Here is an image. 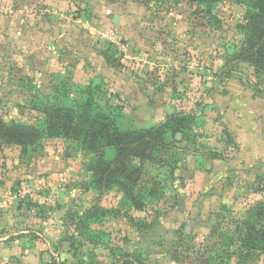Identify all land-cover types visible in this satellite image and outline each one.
Segmentation results:
<instances>
[{
    "label": "rangeland",
    "instance_id": "1",
    "mask_svg": "<svg viewBox=\"0 0 264 264\" xmlns=\"http://www.w3.org/2000/svg\"><path fill=\"white\" fill-rule=\"evenodd\" d=\"M75 3L76 10L58 14L90 20L98 30L112 25L115 42L104 41V57L139 86L141 97L132 101L126 94H109L98 80L91 83L102 90L99 103L121 114L122 128L150 127L174 112L193 114L195 126L185 141L176 135L179 144L171 151L170 166L147 167L154 182L136 191L140 210L116 188L94 187L84 169L91 156L76 143L47 139L25 155L15 146L1 148L0 264H117L131 253L143 264H264L263 254L242 256L222 241L231 218L239 219L261 199L256 182L264 181V76L254 75L244 63L224 69L229 75L222 69L242 40L237 25L244 7L234 0L210 12L194 0ZM114 16L117 25L111 22ZM124 32L130 40L121 36ZM7 66L0 67V84L7 85L0 86V95L13 102L16 76L5 71ZM62 81L52 75L43 87L20 91L16 98L27 103L13 114L0 98V117L6 123L36 125L42 116L29 102L52 96ZM235 98L237 106H230ZM237 112L246 122L254 118L263 130L243 137L233 123ZM42 179L52 187L34 198L23 197L24 185L31 188Z\"/></svg>",
    "mask_w": 264,
    "mask_h": 264
},
{
    "label": "trees",
    "instance_id": "2",
    "mask_svg": "<svg viewBox=\"0 0 264 264\" xmlns=\"http://www.w3.org/2000/svg\"><path fill=\"white\" fill-rule=\"evenodd\" d=\"M223 1L194 0L208 12ZM234 1L244 7L242 21L237 25L242 40L222 69L232 63H244L253 69L254 75L264 76V0ZM224 72L230 74L229 70ZM101 94L99 86L73 85L63 79L54 88L52 96H46L40 102H29L30 109L42 116L36 125L13 121L6 123L0 117V149L15 146L25 155L29 148L47 139L76 143L91 156L84 169L90 174L94 187L97 190L116 188L140 210L142 203L136 191L140 192L145 185L154 182L147 167L170 166L171 161L168 160L174 157L171 151L179 144L176 135H181L185 141V136L195 126V116L174 112L153 126L123 129L121 114L107 110L99 103L98 96ZM108 150L112 151L110 159L106 157ZM256 183L255 193L261 199L246 208L239 219L231 218V223L223 228L222 241L231 251H238L242 256L254 252L264 255V181L259 178ZM224 211L229 213L227 208ZM226 219L223 217V222ZM48 264L59 263L51 260ZM117 264L143 262L138 254L131 253L123 254Z\"/></svg>",
    "mask_w": 264,
    "mask_h": 264
},
{
    "label": "crops",
    "instance_id": "3",
    "mask_svg": "<svg viewBox=\"0 0 264 264\" xmlns=\"http://www.w3.org/2000/svg\"><path fill=\"white\" fill-rule=\"evenodd\" d=\"M78 4L75 0H0V67L9 65L5 71L16 76L11 83L14 85L12 89L17 90L11 95L14 97L13 102L4 100L2 95L0 98L6 103L11 114L14 113V108H22L27 103L21 98H16L20 91H27L34 86L41 88L46 83L45 80L52 75L69 78L79 85H89L98 80L104 84L109 94H126L132 101L140 99L139 86L133 78H130L129 74L125 76L123 70L117 68V64H110L104 57L108 54L103 48L104 40L93 36L88 29L94 27V23L58 14L68 9L74 11ZM108 15L106 12L107 19ZM86 21L91 22L92 26H86ZM99 26L101 28L102 25ZM104 26L103 29L114 30L112 25ZM121 36L131 39V35L126 32ZM50 46L57 49L56 54L50 52ZM1 87L7 85L3 84ZM115 97L117 96H113ZM235 103H238L237 98L230 106L236 107ZM253 106L247 104L249 108ZM248 115L250 114L247 113ZM237 118L239 125L235 122ZM243 119L240 112L234 114L233 123L243 137L250 138L254 133L263 130L262 124L254 123V118L252 123ZM55 166L57 164L53 162L52 167Z\"/></svg>",
    "mask_w": 264,
    "mask_h": 264
},
{
    "label": "built area",
    "instance_id": "4",
    "mask_svg": "<svg viewBox=\"0 0 264 264\" xmlns=\"http://www.w3.org/2000/svg\"><path fill=\"white\" fill-rule=\"evenodd\" d=\"M88 29L91 31L93 36H97L103 39L104 41H109L110 43L115 42L114 32L112 29L104 28L103 30H98L96 27H92V28L90 27ZM49 49L52 54L57 53V49L54 46H50ZM125 58H130V56L127 55L125 56ZM51 187H52L51 182L42 179L40 181L35 182L31 188L28 185H24L21 191L23 197L29 196L31 198H34L36 195L44 193L46 190L50 189Z\"/></svg>",
    "mask_w": 264,
    "mask_h": 264
},
{
    "label": "water",
    "instance_id": "5",
    "mask_svg": "<svg viewBox=\"0 0 264 264\" xmlns=\"http://www.w3.org/2000/svg\"><path fill=\"white\" fill-rule=\"evenodd\" d=\"M111 22H112L113 25H117V24L119 23V18H118V16H114V17L112 18ZM55 218H56L57 220H59L60 216H59L58 213L55 214ZM185 231H186V234H188V228H186Z\"/></svg>",
    "mask_w": 264,
    "mask_h": 264
}]
</instances>
